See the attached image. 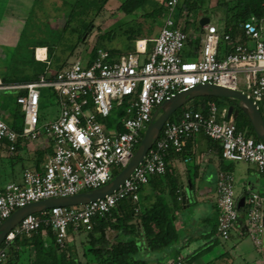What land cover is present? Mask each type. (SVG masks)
Listing matches in <instances>:
<instances>
[{"label":"built area","instance_id":"built-area-1","mask_svg":"<svg viewBox=\"0 0 264 264\" xmlns=\"http://www.w3.org/2000/svg\"><path fill=\"white\" fill-rule=\"evenodd\" d=\"M177 4L178 0L167 1L162 27L143 59L137 51L115 59L98 48L94 54L78 58L53 74L39 75L32 82L4 84L0 80V90L22 91L15 101L23 114V127L19 131L0 119V146L12 153L19 141H37L43 131L52 147L41 168H24L19 183L0 186V224L16 209L32 202L71 196L105 185L112 178L113 167L123 168L128 163L153 111L177 92L199 84L239 90L264 115V9L259 17L251 16L242 25L243 34L249 39L247 44L221 35L216 26L206 24L198 58L184 61L181 52L188 35L171 18ZM220 40L228 51L218 58ZM42 88L53 91L59 114L38 128ZM120 109L121 115L109 131L101 120ZM225 114V109L219 111L214 102L208 101L205 112L186 109L177 121H166L143 161L117 190L87 204L53 207L25 216L5 236L4 247L0 245V264L6 260V248L17 236L29 237L42 225L49 226L56 244L63 248L69 231L89 232L93 220L109 214L118 202L137 203L141 188L150 178L165 173L169 152H181L186 141L199 133L220 145L223 159L248 163L263 172L264 143L236 129ZM216 193L219 238L225 241L233 232H242L260 249L264 193L246 194L240 207L244 211L243 221L232 175L219 174ZM174 264L186 263L178 257Z\"/></svg>","mask_w":264,"mask_h":264},{"label":"crops","instance_id":"crops-1","mask_svg":"<svg viewBox=\"0 0 264 264\" xmlns=\"http://www.w3.org/2000/svg\"><path fill=\"white\" fill-rule=\"evenodd\" d=\"M27 1L30 0H0V58H4L6 52L11 50L12 45L17 40L18 32L23 30L24 18L27 15ZM159 1L161 2L162 0ZM209 6H212L211 3ZM203 16H206V14L202 15L201 18H203ZM63 17L64 16H61V18L57 17L58 19L53 21H55L56 25L60 24L64 21V19H62ZM206 24L214 25L209 19ZM220 26H216L217 29ZM200 28V34L186 33L190 41H194L195 39L198 40V48L195 50L193 46L187 42L181 52V57L184 61H194L199 56L200 37L203 32V27ZM111 32L112 31H109V33ZM110 35L111 37H108L107 41L112 45L107 47L102 46V49L116 51L112 57L115 59L119 55L133 53L135 51L138 52L140 59L145 58L146 53L152 47V40L155 38L140 35L135 40L133 38H130V40L124 38L123 40L117 41L115 35ZM29 49L33 51L35 61L39 63L46 62L48 64L49 58L46 47L36 45L33 49L31 47H29ZM39 49L44 50L42 57H38L37 52ZM91 50L86 52L83 51L82 53L87 57L91 54ZM72 62L73 60L60 65L55 70L48 68L44 71V74L58 72L68 67ZM8 91L17 93L12 90H0V119L3 120V118H5L8 122L3 121L12 128L16 126V116L15 113L9 109L2 95L3 92ZM56 103L58 105L57 99ZM224 109L226 110V108ZM19 112L21 114L20 107ZM18 145L14 153H8L3 146H0V164L2 165L0 168V186L8 182L19 183L21 181V172L24 168L38 170L52 152L50 141L46 137H41L39 140L31 142L19 141ZM228 162L233 163L235 161L223 159L221 157L220 145L204 134L199 133L187 140L181 152H169L167 156V166L170 172L169 176L163 178L164 181H160L155 176H152L149 183L141 188L135 211L136 213H140L156 204L158 201L157 189H163L165 182L169 184L171 181L170 177L172 178L173 175L177 179L178 194L179 199H181L180 207L173 214L174 231L178 237L177 240L167 248L151 251L146 247L145 239L139 236L140 227H137L136 234L131 235L124 231L118 234L107 230L105 232L106 239L109 242H113L119 235L121 236V240L132 237L135 239L138 246V251L135 256L136 259L144 260L146 264H174L178 257L184 259L186 264H250L248 259L254 257L252 251L256 252L254 254L257 255L258 253L260 256L262 255L264 257V228L262 231V244L260 249H256L249 238L242 232H233L229 239L225 241H222L218 236L216 184L219 174L227 173L232 175L233 190L238 201L240 198H243L244 201V197L250 192L261 193L258 189L260 180L258 178L256 180H247L246 176L248 175V171L264 174V171L261 173L258 172L253 165L241 162L247 166V169L243 170L242 176L240 175V178L244 177L242 179L244 181L246 180V182L240 185L237 184L236 176L232 174ZM235 186H237L236 192ZM182 193H184V196ZM183 197H185L184 201ZM162 198L163 200H168L166 193H163ZM243 212L240 213L241 221L244 220ZM242 225L243 224L240 223L239 227H242ZM45 237L46 236L43 234L42 239ZM88 243L87 232L69 231L66 249L69 255L71 254L76 259L78 264H91L86 262V257L84 256L88 248ZM227 243H229V245H227ZM14 245V247L18 246L17 243H14ZM26 249L32 258V247H27ZM228 251L232 254V258L226 260ZM253 263L264 264V258L262 260H255Z\"/></svg>","mask_w":264,"mask_h":264},{"label":"rangeland","instance_id":"rangeland-1","mask_svg":"<svg viewBox=\"0 0 264 264\" xmlns=\"http://www.w3.org/2000/svg\"><path fill=\"white\" fill-rule=\"evenodd\" d=\"M124 0H30L26 5V17L24 18L23 30L18 32L17 40L12 45L11 50L6 52L4 58H0V79L7 81L21 80L35 73H40L50 68L55 70L60 65L66 64L75 59L85 57L83 51H89L95 45L110 46L107 38L110 34L115 35V39L123 40L131 35H142L148 37H156L162 27V15L147 16L145 13L160 5L159 0H149L144 6L138 10L127 14L119 8ZM192 2V9L188 16H184L186 12L180 14L177 8L171 13V18L177 28L186 27L187 34H200L199 21L208 18L210 22L216 26H220L224 17V10L218 5L217 0H189ZM228 1V0H226ZM183 0H178L180 5ZM194 3V4H193ZM211 3L212 6H209ZM177 5V6H178ZM64 16L63 22L55 23ZM182 30V29H181ZM109 31H112L109 34ZM36 45H44L50 49L48 64L46 62L39 63L33 60V49ZM82 53V54H81ZM81 54V55H80ZM80 55V56H78ZM190 60V59H189ZM192 60V59H191ZM50 64V66H49ZM239 89L243 87L239 85ZM5 101L9 109L15 113L16 126L23 127V114L19 112V105L15 103V95L13 92H3ZM192 102H188L182 107L190 106ZM181 108V107H180ZM179 110V109H178ZM176 110L171 116L177 114ZM59 107L56 103V97L49 88L40 89V99L38 105V128L44 124H48L57 118ZM170 116V117H171ZM119 119L116 111L110 113L107 119L101 120L105 127L112 131L115 123ZM5 122H8L3 118ZM13 129V127H12ZM42 131L40 137H43ZM144 133V131H143ZM138 146V145H137ZM227 163V162H226ZM229 163V162H228ZM0 164V168H1ZM237 179V184L246 182L242 176L243 170L247 166L241 162H233L228 165ZM122 168L113 167L111 169V177H114ZM247 180H260L258 187L261 193H264V174H257L248 171ZM237 186H235V192ZM46 241L45 238H43ZM48 241V240H47ZM229 245V243H227ZM9 253V248H6ZM253 252V258L248 259L250 264H254L255 260H262L264 257ZM232 258L229 251L226 254V260ZM32 259L28 250L21 249L17 261L14 264H32ZM12 262V263H13ZM4 262L3 264H5Z\"/></svg>","mask_w":264,"mask_h":264},{"label":"trees","instance_id":"trees-1","mask_svg":"<svg viewBox=\"0 0 264 264\" xmlns=\"http://www.w3.org/2000/svg\"><path fill=\"white\" fill-rule=\"evenodd\" d=\"M147 1L149 0H124L119 8L125 13L130 14L144 6ZM167 1L168 0H162L159 6L151 9V11L145 13L144 15L149 17L153 15H162L167 10ZM217 4L220 5V7L224 10L222 24L218 28V31L221 33V35H229L232 40L238 39L239 42L247 44L249 39L243 34L242 25L244 22L249 20L251 16L259 17L261 15L264 9L263 0H217ZM177 5L175 8L178 9L180 14L186 12L184 16H188L189 11L193 8L192 2L190 4L189 0H183L180 5ZM186 27L187 26L181 28L185 33ZM139 36L140 35L137 34L134 36L131 35L127 38L129 40L130 38L135 40ZM109 37H111V35H109ZM188 40L187 42L196 50L198 48V40ZM98 48L102 49V46H93L91 54H94ZM46 49L49 58L50 49L48 47H46ZM106 51L111 57H113L116 53L114 50ZM227 51L228 49L225 42L220 40L218 44V58L222 57ZM33 60L35 61L34 57ZM40 74H44V71L35 73L29 77L17 81H7L6 79L0 80L4 84L27 83L36 80ZM12 91L17 92L14 93L15 99L19 94L22 93L21 90ZM208 101L214 102L219 111L227 108V106L232 103L225 98L198 97L190 101L192 102L190 106L179 108L177 114L173 117H169L167 121H177L180 114L186 109L205 112L206 103ZM14 102L16 103V101ZM118 114L121 115V109L118 111ZM262 117L264 119V115H262ZM233 122L236 129L244 130L248 136L252 137L256 141H259L256 138L248 119L241 111L237 113ZM13 130L19 131L20 127L14 126ZM142 135L143 133L141 134V137ZM18 146L19 145L17 144L12 153L17 150ZM169 173L170 172L168 170L166 158L165 173L155 177L160 181H164L163 178L169 176ZM170 179L171 181L169 184L166 182L164 183L163 189H157L156 192L158 194V201L152 207L145 209L140 213H136L135 209L137 203H133L129 200H123L118 202V204L114 209L111 210L109 214L101 218H95L92 222V229L87 232L89 243L88 248L84 253L86 262L91 264H146L144 260H138L135 257L138 251V246L135 239L128 237L125 240H121V236L119 235L113 242H109L105 236V232L107 230L116 232L118 234L124 231L125 233L131 235L136 234L137 227H140L141 230L139 231V236L145 239L146 247L151 251L167 248L170 246V244L176 241L178 237L174 231L173 214L180 207L181 199H179L177 179L173 175L172 178L170 177ZM163 193H166L168 200H163ZM239 211L242 212V208H239ZM43 234L46 236V241L42 239ZM14 243H17L18 246L14 247ZM1 247H4V245L2 244ZM27 247H32L33 249L32 264H78L76 259L71 254L69 255L68 250L66 249V244L63 248L58 247L55 242L52 230L49 228V226L45 225H42L37 233H33L29 237H15L7 247L9 248V253H7L6 260L4 261L6 262L5 264H14L13 261H17L21 249H25Z\"/></svg>","mask_w":264,"mask_h":264},{"label":"water","instance_id":"water-1","mask_svg":"<svg viewBox=\"0 0 264 264\" xmlns=\"http://www.w3.org/2000/svg\"><path fill=\"white\" fill-rule=\"evenodd\" d=\"M208 22L207 18H201L200 27ZM198 97L225 98L232 103L226 108V118L234 120L241 111L248 119L256 138L264 143V119L256 105L244 93L239 90L229 89L211 84H199L185 91L175 93L163 101L152 113V117L146 126L144 133L128 163L110 179L105 185L77 193L66 197H55L32 202L16 209L7 219L0 224V245L5 236L27 215L39 213L53 207H70L83 205L103 198L117 190L130 176L133 170L143 161L147 151L159 136V133L168 118L180 107ZM184 196V193H182ZM185 197H183V201ZM243 198H240L237 206L242 207Z\"/></svg>","mask_w":264,"mask_h":264},{"label":"bare ground","instance_id":"bare-ground-1","mask_svg":"<svg viewBox=\"0 0 264 264\" xmlns=\"http://www.w3.org/2000/svg\"><path fill=\"white\" fill-rule=\"evenodd\" d=\"M43 53H44V50L43 49H39L38 52H37L38 57H42Z\"/></svg>","mask_w":264,"mask_h":264}]
</instances>
